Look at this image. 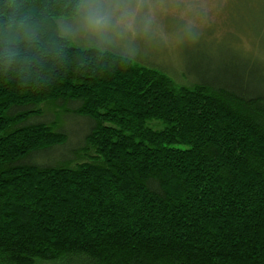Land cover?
Instances as JSON below:
<instances>
[{
  "label": "trees",
  "instance_id": "trees-1",
  "mask_svg": "<svg viewBox=\"0 0 264 264\" xmlns=\"http://www.w3.org/2000/svg\"><path fill=\"white\" fill-rule=\"evenodd\" d=\"M82 2L0 0V264H264V65L176 81L61 34Z\"/></svg>",
  "mask_w": 264,
  "mask_h": 264
},
{
  "label": "rangeland",
  "instance_id": "rangeland-1",
  "mask_svg": "<svg viewBox=\"0 0 264 264\" xmlns=\"http://www.w3.org/2000/svg\"><path fill=\"white\" fill-rule=\"evenodd\" d=\"M56 24L76 45L125 54L179 82L201 71L211 78L245 79L258 66L249 55L264 65V0H83L75 17ZM39 107L42 112L26 123L55 122L69 140L60 153L43 157L80 161L85 121L57 102Z\"/></svg>",
  "mask_w": 264,
  "mask_h": 264
}]
</instances>
